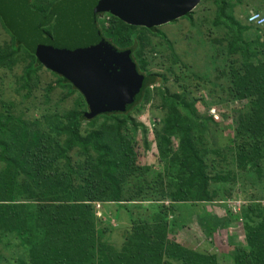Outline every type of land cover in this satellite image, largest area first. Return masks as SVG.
<instances>
[{
  "label": "trees",
  "instance_id": "1",
  "mask_svg": "<svg viewBox=\"0 0 264 264\" xmlns=\"http://www.w3.org/2000/svg\"><path fill=\"white\" fill-rule=\"evenodd\" d=\"M64 1L37 8L32 0H27L30 9L44 17ZM209 1L217 8L214 25L230 32L229 52L242 55V60L233 61L229 68V85L232 100H247L249 105L237 111L231 122L236 164L243 171L249 165L256 167V161L261 158L264 60H255V56L249 54L242 37L246 29L227 14L228 4L237 0ZM191 14L183 19L191 20ZM105 16L109 18V25H99L101 36L114 48L130 51L136 72L143 77L139 101L123 114H103L88 119V108L81 94L67 80L51 73L57 79L54 87L65 89L67 96L75 94L79 98L77 106L61 120L48 117L46 129L41 130L37 122L28 124L0 116V163L4 165L0 170V244L6 240L15 243L20 252L18 261H14L16 264H217L214 256L187 249L169 234L173 227L168 213L175 204L189 200L211 204L215 194H211L209 188L226 182L225 177L209 173L203 153L196 149L188 128L182 125L179 108L184 106L178 95L170 97L161 93L166 118L157 138L159 153L164 154L165 149V156L171 152V140L178 142L180 175L174 180L162 171L151 182L142 183L148 173L144 171L139 177L140 182L146 184L145 187L140 185L143 192L139 189L135 196L124 198L125 184L137 171L133 169L135 159L122 131L126 123L133 125L129 113L145 103L150 90L156 85L162 86L165 79L150 73L142 56L144 38L141 34L156 35L155 28L129 26L113 16ZM0 25L10 38L9 44L0 49V65L7 62L11 65L17 54L25 56L29 64L21 80L23 88L27 89L31 78L43 67L4 21L1 11ZM20 25L15 20V27ZM51 28L44 30L48 33ZM260 54L264 57V53ZM187 108L195 118L193 106ZM99 119L104 122L96 128ZM83 127L89 131L85 136ZM78 151L84 171L82 167L81 171L79 168L75 171L70 157L72 152ZM165 201L168 207L162 204ZM146 202L155 207L143 209L140 204ZM110 204L130 214V228L124 233L118 250L102 241V232L97 229L101 219L98 220L96 210ZM131 208L152 210L154 215L145 221L135 219ZM242 216L245 248L241 256L235 257V264H264V206L248 207Z\"/></svg>",
  "mask_w": 264,
  "mask_h": 264
},
{
  "label": "rangeland",
  "instance_id": "2",
  "mask_svg": "<svg viewBox=\"0 0 264 264\" xmlns=\"http://www.w3.org/2000/svg\"><path fill=\"white\" fill-rule=\"evenodd\" d=\"M54 1L57 0H32L37 8ZM216 11L213 1L202 0L192 12L191 20L180 19L155 28L156 35L141 34L144 38L142 56L147 70L160 75L165 82L150 90L148 100L129 113L133 125L126 123L122 131L132 149L133 169L137 171L134 179H128L125 184L124 198H131L140 190L143 192L146 184L142 183L151 182L159 172L166 171L174 180L180 175L178 142L171 140V152L165 156V149L164 154L159 153L157 138L166 118L161 93L170 97L178 95L185 107L179 108L182 125L188 128L196 149L203 153L209 173L225 177L226 182L209 188L210 193L215 194L213 205H199L192 200L175 204L168 213L173 227L169 234L187 249L214 256L217 264H235V257L241 256L245 248L243 211L248 207L264 206V142L260 146L261 158L256 161V167L253 164L239 170L231 122L237 111L249 105L247 100H232L229 68L233 61H241L242 55L229 52L231 35L225 27L214 25ZM254 12L264 14V0H237L227 6V14L246 29L242 37L249 54H253L255 60H264L260 54L264 53V35L245 22L246 17ZM99 23L108 27L109 18L104 16ZM9 41L0 25V49H4ZM7 63L0 65V116L28 124L37 122L39 128L45 130L46 118L61 120L65 113L77 106V95L67 96L65 89L54 87L57 79L43 68L31 78L28 88H23L21 77L29 60L22 54H17L11 65ZM191 105L195 118L190 116L192 111L187 108ZM103 122L104 119H99L96 128ZM202 126L204 129L201 130ZM88 132L86 127L82 128L83 136ZM70 157L75 171L77 168L81 171L83 159L80 152H72ZM3 167L0 163V170ZM144 171L148 173L141 183ZM162 204L169 206L166 201ZM141 205L155 207L148 202ZM96 211L98 220L107 219L101 209ZM125 212V209L117 210L109 224H97V229L103 230L100 231L102 241L114 250L121 247L124 233L130 228V218ZM145 212L137 210L132 218L145 221L154 215L152 210ZM19 255L14 242L6 240L0 244V264H16L14 261H18Z\"/></svg>",
  "mask_w": 264,
  "mask_h": 264
},
{
  "label": "water",
  "instance_id": "3",
  "mask_svg": "<svg viewBox=\"0 0 264 264\" xmlns=\"http://www.w3.org/2000/svg\"><path fill=\"white\" fill-rule=\"evenodd\" d=\"M202 0H65L47 17L27 0H0L4 21L26 44L43 69L67 80L84 98L91 119L125 113L140 97L143 77L128 50L103 39L96 15L113 16L126 25L158 28L191 14ZM15 20L21 25L15 27ZM52 26V35L42 31Z\"/></svg>",
  "mask_w": 264,
  "mask_h": 264
},
{
  "label": "built area",
  "instance_id": "4",
  "mask_svg": "<svg viewBox=\"0 0 264 264\" xmlns=\"http://www.w3.org/2000/svg\"><path fill=\"white\" fill-rule=\"evenodd\" d=\"M245 22L248 26L257 29L264 35V14L261 13H250Z\"/></svg>",
  "mask_w": 264,
  "mask_h": 264
},
{
  "label": "crops",
  "instance_id": "5",
  "mask_svg": "<svg viewBox=\"0 0 264 264\" xmlns=\"http://www.w3.org/2000/svg\"><path fill=\"white\" fill-rule=\"evenodd\" d=\"M201 204H208V205H213L212 203H201ZM199 204V205H201ZM144 209V207H142ZM118 209L116 207H114L113 205H103L102 208H101V211L102 213H104V215L107 217V219H101L102 222L99 223V224H109V219L112 217V214L115 213ZM131 214L133 217H135L136 215H134L135 211H137L138 209H135V208H131ZM141 211H144V210H141ZM127 213V212H125ZM110 215V216H109ZM128 217L130 218V214H128ZM204 218V217H203ZM200 222V220H199ZM99 231H103V230H99Z\"/></svg>",
  "mask_w": 264,
  "mask_h": 264
},
{
  "label": "flooded vegetation",
  "instance_id": "6",
  "mask_svg": "<svg viewBox=\"0 0 264 264\" xmlns=\"http://www.w3.org/2000/svg\"><path fill=\"white\" fill-rule=\"evenodd\" d=\"M105 15H107V14H98V15H96V26H97V28H98V30H99V21L101 20V18L102 17H104ZM43 16V15H42ZM48 16V15H47ZM44 17V16H43ZM171 24V23H170ZM50 27H52V25H47V26H43L42 27V31L46 34V35H48V36H51L52 35V28H51V30H49V32L47 33L44 29L45 28H50ZM155 30V29H154ZM120 51H125V50H120ZM130 58H131V60H132V62H133V64H135V61L133 60V56L132 55H130ZM139 101V100H138Z\"/></svg>",
  "mask_w": 264,
  "mask_h": 264
},
{
  "label": "clouds",
  "instance_id": "7",
  "mask_svg": "<svg viewBox=\"0 0 264 264\" xmlns=\"http://www.w3.org/2000/svg\"><path fill=\"white\" fill-rule=\"evenodd\" d=\"M250 27V26H249Z\"/></svg>",
  "mask_w": 264,
  "mask_h": 264
}]
</instances>
